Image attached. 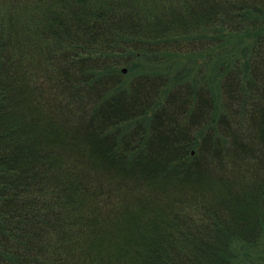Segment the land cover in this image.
Listing matches in <instances>:
<instances>
[{
    "label": "trees",
    "instance_id": "1",
    "mask_svg": "<svg viewBox=\"0 0 264 264\" xmlns=\"http://www.w3.org/2000/svg\"><path fill=\"white\" fill-rule=\"evenodd\" d=\"M215 51L218 92L124 71ZM263 239L264 0H0V264H245Z\"/></svg>",
    "mask_w": 264,
    "mask_h": 264
},
{
    "label": "rangeland",
    "instance_id": "2",
    "mask_svg": "<svg viewBox=\"0 0 264 264\" xmlns=\"http://www.w3.org/2000/svg\"><path fill=\"white\" fill-rule=\"evenodd\" d=\"M230 39L231 41L227 44V46L230 48L229 50H231V53H229L227 50V59L232 60L233 58H236V56L241 58L245 57L249 52L250 46L252 45V39H250L249 35H241V37ZM216 53L217 51L209 56L206 54L205 58L203 59H199V56L194 54L174 57H171L170 55L167 59L160 61V63L155 65H153L151 62L140 60L138 61V65L136 67H128V70H126L125 73L128 75H134L136 71H159L169 73L171 77H176L178 76L177 73L182 71V77L189 79L196 75V70L198 68L196 66H202L204 68L203 73L206 75V81L208 80L210 85L213 84V90L218 92L217 78L220 60L215 59L214 54ZM242 60L245 59L242 58ZM239 247H243L242 249L243 257L245 258V264H264V239L254 246H245L242 244Z\"/></svg>",
    "mask_w": 264,
    "mask_h": 264
},
{
    "label": "water",
    "instance_id": "3",
    "mask_svg": "<svg viewBox=\"0 0 264 264\" xmlns=\"http://www.w3.org/2000/svg\"><path fill=\"white\" fill-rule=\"evenodd\" d=\"M127 69H124V71H126Z\"/></svg>",
    "mask_w": 264,
    "mask_h": 264
}]
</instances>
